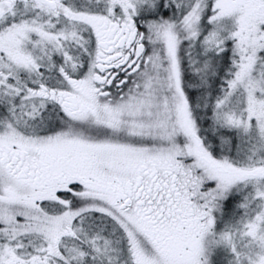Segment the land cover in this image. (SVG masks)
I'll return each mask as SVG.
<instances>
[{
    "label": "snow or ice",
    "instance_id": "6c2138e0",
    "mask_svg": "<svg viewBox=\"0 0 264 264\" xmlns=\"http://www.w3.org/2000/svg\"><path fill=\"white\" fill-rule=\"evenodd\" d=\"M0 264H264V0H0Z\"/></svg>",
    "mask_w": 264,
    "mask_h": 264
}]
</instances>
